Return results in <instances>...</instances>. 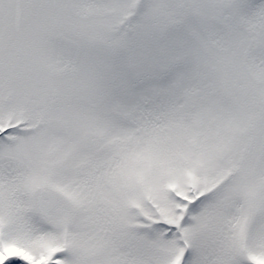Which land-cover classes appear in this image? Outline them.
<instances>
[{"label": "snow or ice", "instance_id": "obj_1", "mask_svg": "<svg viewBox=\"0 0 264 264\" xmlns=\"http://www.w3.org/2000/svg\"><path fill=\"white\" fill-rule=\"evenodd\" d=\"M0 264H264V0H0Z\"/></svg>", "mask_w": 264, "mask_h": 264}]
</instances>
